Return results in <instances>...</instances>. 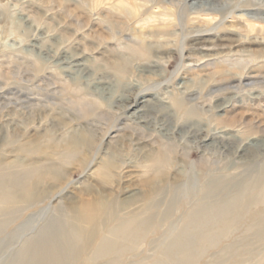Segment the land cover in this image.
Listing matches in <instances>:
<instances>
[{
	"label": "rangeland",
	"instance_id": "obj_1",
	"mask_svg": "<svg viewBox=\"0 0 264 264\" xmlns=\"http://www.w3.org/2000/svg\"><path fill=\"white\" fill-rule=\"evenodd\" d=\"M122 1L137 15L123 13ZM154 17L159 22L146 24ZM163 22L168 35L147 36ZM144 97L146 105L135 104ZM73 138L84 149L61 166ZM163 148L170 160L158 173ZM0 158L49 174L37 188L43 202L0 236V264L13 261L60 204L169 188L159 224L124 264L153 263L208 181H242L264 169V0H0ZM108 160L115 165L101 178ZM171 202V221L163 223ZM248 219L198 264H232L221 251L250 236L254 243ZM254 249L239 261L264 264V246Z\"/></svg>",
	"mask_w": 264,
	"mask_h": 264
},
{
	"label": "bare ground",
	"instance_id": "obj_2",
	"mask_svg": "<svg viewBox=\"0 0 264 264\" xmlns=\"http://www.w3.org/2000/svg\"><path fill=\"white\" fill-rule=\"evenodd\" d=\"M120 3L123 13L137 15L136 9L129 8L123 1ZM151 22L159 20L154 17L146 24H152ZM152 27V33L148 37L162 38L168 35L169 25L164 22ZM138 50L147 57L152 52L143 41H139ZM196 51L210 50L201 47ZM115 69L119 73L125 72V67L121 64L116 65ZM141 99L135 104L146 105V98ZM179 107L182 109L181 104ZM223 107L217 106L216 109ZM185 116L190 118L192 114L188 112ZM83 147V143L76 138L68 141L60 165L75 159L82 153ZM20 151L31 153L24 147ZM170 153L169 148H163L155 158L158 173L168 164ZM113 161L104 162L100 177L107 176L110 168L115 165ZM254 172L237 182L225 175L210 178L204 185L198 202L185 213L180 232L169 234L163 251L151 264H198L210 249L217 248L244 227L242 222L245 217H249L250 228L247 230L255 236L254 243L250 242V236L241 243L235 242L225 247L221 254L225 259L234 257L232 264H250L240 262V257L253 254L257 244L264 246V169ZM48 175L40 167L28 166L19 160L7 161L0 158V236L23 211L43 202L37 188ZM50 178L57 180L58 176L56 174ZM157 179L158 177H154L148 184H153ZM172 189L176 187L172 186ZM164 190L168 192L169 188L161 189L156 194L150 192L140 196L141 198L132 195L121 201H91L82 207L60 204L56 207L53 219L35 236L24 241L9 264H124L127 255L135 251L148 234L156 229V223L159 224L157 211L163 203L161 195ZM172 209L174 204L171 202L160 217L163 223L171 221ZM168 231L176 230L170 226ZM261 258L264 262V255ZM135 264L147 263L141 261ZM216 264H224V261L219 259Z\"/></svg>",
	"mask_w": 264,
	"mask_h": 264
}]
</instances>
